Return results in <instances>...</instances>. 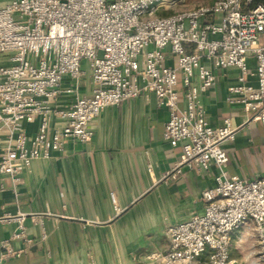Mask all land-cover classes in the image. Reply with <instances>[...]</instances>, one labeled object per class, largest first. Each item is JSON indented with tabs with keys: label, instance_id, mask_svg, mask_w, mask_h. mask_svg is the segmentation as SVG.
<instances>
[{
	"label": "built area",
	"instance_id": "2783aa9c",
	"mask_svg": "<svg viewBox=\"0 0 264 264\" xmlns=\"http://www.w3.org/2000/svg\"><path fill=\"white\" fill-rule=\"evenodd\" d=\"M175 2L0 0V55L11 61L0 65V125L8 134L0 174L15 187L34 160L62 152L67 140L88 141L105 107L153 93L169 112L163 139L183 153L172 171L214 165L218 172L214 185L201 192L203 211L168 226L166 248L147 258L184 264L205 256L207 264H228L233 232L251 221L264 264V177L226 172L223 146L241 125L225 117L212 126L200 100L216 82L213 70L233 67L238 73L227 100L241 104L246 124H264V5L213 0L158 13ZM66 77L71 82L65 86ZM83 77L88 94L77 92ZM73 92L67 105L56 103ZM53 118L61 123L52 127ZM35 119L37 130L29 135L25 126ZM9 218L16 222L10 238L25 236V214ZM10 238L1 242L0 259L13 253Z\"/></svg>",
	"mask_w": 264,
	"mask_h": 264
},
{
	"label": "crops",
	"instance_id": "0c3cea01",
	"mask_svg": "<svg viewBox=\"0 0 264 264\" xmlns=\"http://www.w3.org/2000/svg\"><path fill=\"white\" fill-rule=\"evenodd\" d=\"M10 63L0 55V65ZM249 64L254 66L253 58ZM213 72L214 86L200 95L206 118L214 127L225 117L241 125L223 146L228 155L224 168L230 175L264 177V124H246L241 104L227 100L237 69ZM63 82L66 86L71 80ZM89 83L81 78L78 94H88ZM74 97V92L62 94L56 103L65 106ZM168 117L153 93L125 99L100 112L88 141L67 140L62 152L34 160L15 187L0 174V254L1 242L16 228L9 217L25 214V236L10 238L13 253L0 264H160L147 255L166 248L168 226L203 211L201 192L214 185L218 172L214 165L172 171L183 153L180 145L163 139ZM60 123L53 118L51 126ZM37 126L38 119L27 123V133ZM7 135L0 125V150Z\"/></svg>",
	"mask_w": 264,
	"mask_h": 264
},
{
	"label": "rangeland",
	"instance_id": "374dc122",
	"mask_svg": "<svg viewBox=\"0 0 264 264\" xmlns=\"http://www.w3.org/2000/svg\"><path fill=\"white\" fill-rule=\"evenodd\" d=\"M211 1L213 0H176L175 4H172L170 7H161L158 13L168 14L200 4L210 3ZM166 4H168L167 1L163 5ZM229 255L230 262L228 264H263L259 257V245L253 222L247 221L233 232L229 246ZM204 257L197 258L196 264H206V258Z\"/></svg>",
	"mask_w": 264,
	"mask_h": 264
},
{
	"label": "trees",
	"instance_id": "16d2710c",
	"mask_svg": "<svg viewBox=\"0 0 264 264\" xmlns=\"http://www.w3.org/2000/svg\"><path fill=\"white\" fill-rule=\"evenodd\" d=\"M244 2V7L245 8H250L258 3H261L264 5V0H250V1H247V0H243Z\"/></svg>",
	"mask_w": 264,
	"mask_h": 264
}]
</instances>
